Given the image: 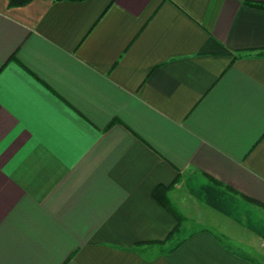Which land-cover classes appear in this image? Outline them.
I'll use <instances>...</instances> for the list:
<instances>
[{"label":"crops","instance_id":"0c3cea01","mask_svg":"<svg viewBox=\"0 0 264 264\" xmlns=\"http://www.w3.org/2000/svg\"><path fill=\"white\" fill-rule=\"evenodd\" d=\"M250 3L0 0V264H264Z\"/></svg>","mask_w":264,"mask_h":264},{"label":"trees","instance_id":"16d2710c","mask_svg":"<svg viewBox=\"0 0 264 264\" xmlns=\"http://www.w3.org/2000/svg\"><path fill=\"white\" fill-rule=\"evenodd\" d=\"M31 0H8V6L9 7H16V6H22L27 3H29ZM58 1V0H54ZM73 1H84V0H73ZM252 6L264 9V3H250ZM214 183L220 184L218 181L213 180ZM170 187L165 186H157L152 191V197L153 199L161 206L163 207L167 212H169L174 219L176 220V225L174 228L170 231V233L167 235L165 240L174 238L179 232L180 227L183 221V218L177 213L176 210H174L173 206L170 203V200L167 196V192ZM182 243V240H179L172 248L169 250H173L177 248Z\"/></svg>","mask_w":264,"mask_h":264},{"label":"rangeland","instance_id":"374dc122","mask_svg":"<svg viewBox=\"0 0 264 264\" xmlns=\"http://www.w3.org/2000/svg\"><path fill=\"white\" fill-rule=\"evenodd\" d=\"M188 196V195H187ZM186 196V198L188 199V197ZM181 199H178V206H176V208L180 211H178L176 208H174V206H173V208H174V210H176L177 211V213L183 218V220H184V214H186L187 215V219H188V225L186 226V227H188V228H190V229H197V228H204V226H205V222L203 221V219H202V215H201V213L200 212H198V211H193L192 209H188V211H190V212H188L187 213V210L186 209H184L185 207H183V208H181V204H180V201ZM181 227H182V225H181ZM180 227V228H181ZM165 245V242H163V243H161V246H164Z\"/></svg>","mask_w":264,"mask_h":264}]
</instances>
